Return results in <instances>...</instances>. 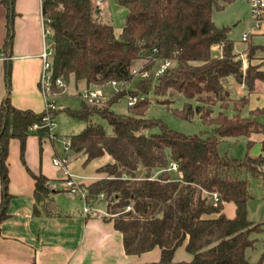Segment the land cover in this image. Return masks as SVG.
<instances>
[{"label": "trees", "instance_id": "1", "mask_svg": "<svg viewBox=\"0 0 264 264\" xmlns=\"http://www.w3.org/2000/svg\"><path fill=\"white\" fill-rule=\"evenodd\" d=\"M115 1L127 11L119 35L95 11L92 0H42V16L52 30L54 75L66 85L72 79L88 86L113 80L129 83L139 60H146L143 70L151 71L136 89L119 90L104 105L82 100L79 108L66 109L88 121L82 131L69 135L70 149L85 156L83 164L105 154L112 158L96 169L100 177L82 183L87 200L105 204L104 217L122 233L127 254L160 249L158 260L139 264H264V253L256 261L248 254L258 243L253 234L264 232V221L255 222L248 216V202L253 197L249 175L264 181V154H251L254 142L249 139V150L242 159L219 151V144L227 138L264 133V107L249 109L248 94L235 96L229 85L235 81L252 92L257 81H264L261 63L251 62L256 48L249 46L245 66L243 57L235 52L230 28L213 20L214 9L224 8L220 0ZM0 3L6 10L4 50L8 52L14 38L16 0ZM214 47H219V55L213 53ZM164 59H170L171 66L155 76L154 69ZM10 73L8 66V95L0 108V225L9 215L10 141L19 140L25 163L29 135L34 132L41 142L51 136L45 111L37 113L11 104ZM140 95L127 113L113 110L115 102ZM177 98L185 99L181 108L168 105ZM154 101L164 103L182 119L199 118L207 128L188 134L147 117ZM246 109L248 114H244ZM60 110L54 111L53 118ZM94 115L108 127L91 120ZM35 123L39 128L34 131ZM173 161L182 175L169 169ZM28 170L35 180L33 212L61 214L50 179ZM228 202L235 205L233 217L224 211ZM183 244L192 258L175 260V252Z\"/></svg>", "mask_w": 264, "mask_h": 264}, {"label": "crops", "instance_id": "2", "mask_svg": "<svg viewBox=\"0 0 264 264\" xmlns=\"http://www.w3.org/2000/svg\"><path fill=\"white\" fill-rule=\"evenodd\" d=\"M15 9L17 16L14 19L12 48L6 52V10L0 3V108L3 99L8 95L7 69L10 66L11 104L19 109H31L39 113L45 110V101L38 85L42 64L39 54L45 46L42 35V0H16ZM255 34L258 37L264 35V23ZM251 40L250 36L247 41ZM250 45L256 48L255 58L251 62L261 63V70L264 71V44ZM248 51L249 48L243 55L240 54L245 66L248 64ZM229 85L235 96L248 94L249 109L264 107V81H257L252 92L244 84L235 81H231ZM93 87L99 88L86 84V88ZM54 137L55 134L52 133V136L45 137L41 142L38 135L32 132L26 142V164L21 159L19 140L10 141L8 189L11 198L8 204L9 215L0 225V264H139L158 260V247L141 255L126 253L122 233L115 228L113 221L104 217L107 215L104 203L94 206L97 213L84 215V200L79 196L72 197L64 190L65 170L53 163L55 157H60L57 150L53 154L51 146L48 145V140L52 141ZM248 139L254 142L251 154H264V133H253ZM64 157L69 158L68 169L80 177L81 183L100 177L101 174L96 169L112 160L109 154H105L87 166L83 164L84 155L73 152L72 156L65 154ZM27 167L50 179L52 197L61 214L47 216L33 212L35 180ZM58 179L62 181L61 184L55 182ZM2 188L0 179V202ZM59 192L73 198L74 203L69 210H62ZM76 198H80V201H76ZM224 211L227 216L233 217L235 205L232 202L226 203ZM261 215L263 218L255 222L264 221V211ZM174 258L190 260L192 255L183 244L176 250Z\"/></svg>", "mask_w": 264, "mask_h": 264}, {"label": "rangeland", "instance_id": "3", "mask_svg": "<svg viewBox=\"0 0 264 264\" xmlns=\"http://www.w3.org/2000/svg\"><path fill=\"white\" fill-rule=\"evenodd\" d=\"M219 2L224 5V8L214 9L213 20L218 26L226 25L230 28L229 35L234 40V48L237 53L243 55L244 52L248 50L250 43L264 44V35L258 37L257 34H255V32H257L263 24L260 26H255L251 23V6L248 2L242 0H220ZM126 12V9L118 5L115 0H108L104 14L101 17L103 20L112 23L115 33L119 35L125 23ZM245 33H248L252 37L251 41L243 40V35ZM51 39L52 36L49 37L48 43L51 42ZM213 53L219 55V47H214ZM146 64V60H139L134 65L133 69H137V71L134 73L133 79L128 83V87L130 89H136L139 81L142 79L138 71ZM85 88L86 83L84 81L76 83L74 79H72L67 85V88L54 97L57 107L61 110L54 117L52 133L55 134V137L52 141L50 139L48 140V145L51 146L53 154L57 150V153L60 157H64L65 154L69 156L73 155V151L69 149L66 150V146L69 145V135L82 131L88 124L87 120L76 118L70 115L66 110L68 108L77 109L81 106L82 99L79 95V92ZM99 89L103 91L108 97L107 102L111 98L115 97V92L112 87L101 86ZM141 97L142 96L140 95L139 98ZM184 100V98H177L174 103H169L170 101L167 103L173 107L181 108ZM163 104L164 103L154 101L147 110L146 116L160 119L164 121L169 127L188 134L195 132L201 133L207 128V126L202 123L199 118H196L194 121L182 119L170 109H168L165 104ZM112 108L116 112L127 113L129 110L128 98L125 97L120 101L115 102L112 105ZM247 109L244 111V114H248ZM91 120L100 121L102 124L108 127L107 122L97 115H94ZM261 120L264 122V115L261 117ZM253 148L254 147L250 149V152L253 150ZM248 150V137L246 136L239 138H227L219 144V151L221 154H226L237 159H242L245 157ZM52 155L50 157L51 160ZM59 168L61 169V167ZM249 178L253 197L248 202V216L254 221H260V219L263 218L261 214L264 211V181L258 176L249 175ZM55 182L57 184L62 183L60 179L56 180ZM59 189L61 188L59 187ZM69 195H66L64 192H59V197L62 202L61 204H63L62 210H69L74 203L73 198ZM79 199L80 198H76V201H80ZM97 205L99 204H95L94 206L97 207ZM253 237H258V243L255 249L249 250L248 254L251 260L256 261L264 253V232L253 234Z\"/></svg>", "mask_w": 264, "mask_h": 264}, {"label": "built area", "instance_id": "4", "mask_svg": "<svg viewBox=\"0 0 264 264\" xmlns=\"http://www.w3.org/2000/svg\"><path fill=\"white\" fill-rule=\"evenodd\" d=\"M95 11L102 16L104 14L105 8L108 4V0H92ZM246 1L251 6V23L255 26H260L264 23V0H242ZM42 35H43V41H44V49L39 54V57L41 58V71L39 76V89L41 91V94L45 101V113L44 121L46 122V125L49 128V131L52 136V129L54 125V118L53 113L58 108L54 97H56L61 91H64L67 88V85L63 78L61 77H55L54 70H53V57H54V51L53 48L50 46V43H48V39L50 36H52V30L50 27L45 23L44 19L42 18ZM250 35L248 33H245L243 35V40L247 41L249 39ZM156 51V49H154ZM172 64V61L170 59H164L160 60L157 67L154 69V75L159 76L163 74ZM133 73L137 71V69L132 70ZM139 75L141 78H145L149 76L151 71L149 70H143V68L139 69ZM103 86H110L114 90V92H117L119 90H122L124 88H129L128 83L119 82L116 80L110 81L105 83ZM101 87V86H98ZM238 89V87H237ZM79 95L82 100H84L89 105H104L107 103L108 97L105 95L103 91H101L99 88H85L82 91L79 92ZM138 96H129L128 97V106L134 105L138 101ZM39 128V124L35 123L32 125L31 129L36 130ZM70 146L67 145L66 149H69ZM53 163L57 167H62L65 170V179L63 183V188L65 191H67L72 197L79 196L84 200V207H83V213L84 215H93L98 212V210L94 207V204L87 200L86 193L87 189L82 185L80 182V177L71 173L68 169L69 164V158L68 157H55L53 159ZM170 170L176 171L179 173V175H182V173L179 170V165L177 162H171L169 166ZM215 200H218L219 197L217 194H214Z\"/></svg>", "mask_w": 264, "mask_h": 264}]
</instances>
